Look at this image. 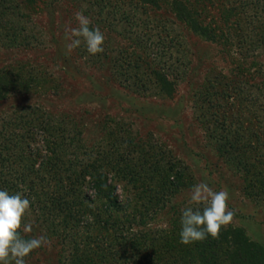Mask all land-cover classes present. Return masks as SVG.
Returning <instances> with one entry per match:
<instances>
[{
    "label": "rangeland",
    "instance_id": "374dc122",
    "mask_svg": "<svg viewBox=\"0 0 264 264\" xmlns=\"http://www.w3.org/2000/svg\"><path fill=\"white\" fill-rule=\"evenodd\" d=\"M174 1L0 0V87L9 89L0 126L33 106L66 116L70 130L48 134L46 143L36 134L37 143L22 147L29 155L57 151L62 179L52 186L68 196L57 224H70V236H62L31 208L33 231L22 234L46 236L51 245L26 264H201L195 243L179 237L181 209L201 182L229 193L235 217L225 229L243 230L264 248V0H245L246 7L243 0H184L209 38L177 19ZM77 11L103 32V53L89 55L82 44L67 54L65 29L77 26ZM231 84L252 99L243 113L223 107L237 119V135L216 123L225 102L217 96ZM238 135L241 148L249 139L256 145L248 170L220 154L219 142ZM102 173L117 203L96 189ZM175 178L179 187L171 186ZM236 251L223 242L213 259L235 264Z\"/></svg>",
    "mask_w": 264,
    "mask_h": 264
},
{
    "label": "trees",
    "instance_id": "16d2710c",
    "mask_svg": "<svg viewBox=\"0 0 264 264\" xmlns=\"http://www.w3.org/2000/svg\"><path fill=\"white\" fill-rule=\"evenodd\" d=\"M2 1H4V3L8 2V0ZM203 1L208 6H214L217 2V0ZM244 1L245 0H243L241 4L242 7H246L249 4V2ZM144 2L148 5L154 6L158 3V0H144ZM1 7L0 10L2 11ZM173 8L176 12L177 19L181 22L188 23L201 35H204L207 38L210 37L207 28L203 27L193 18L195 13L190 6H187L184 0H175ZM237 9L241 10V8L238 7L234 10L237 11ZM229 21L230 20H226L228 24ZM228 24H226V27H231V25ZM253 51H250V53ZM163 84L171 85L164 76ZM236 85L237 84L230 85L228 88L229 91H226L229 94L226 96H221L224 91L218 94L217 101L225 102H220L221 104L218 105L219 112H217V114L219 116L224 114V119H222V121L217 120L216 123L219 124V126L221 125L220 128H222L224 132L231 134L234 132L237 135V128L234 126L237 119H234V116H232L231 119L226 117L223 107L227 102V105H230L232 109H239L240 107V110L243 113V110L245 109L248 111L251 110V106L249 105L252 99L245 100V97L243 98V94L241 93V87H237ZM0 86H2L1 83ZM213 88H215V85ZM7 90L9 89L0 87V99L3 96L7 97V94H5L8 93ZM28 91L27 88L22 90V92L27 93ZM211 106L214 107V102L211 103ZM21 111L22 115L19 118L5 122V124L3 123V125L0 126V190H6L10 194L23 192L30 200L31 208H33L36 213H40L39 215L45 218V221L51 225L50 227L54 231L57 233L60 232L62 236L69 237L70 224L64 222L62 223V227L57 224L58 217L61 213H64L67 210L66 203L68 199V196L64 191L65 189L63 188L64 186L58 184H56L55 187L52 186L53 180H60L61 178L59 175L60 168L55 167L56 162H54V156H57V151L53 148V150H49V154L50 151H52L51 155H34V153L33 155H29L24 153L25 150L22 148L23 144L28 146L37 143L39 136L36 134H44V136H40L43 143H46L47 140L49 141L48 134H68L69 128L64 126L65 123H67V121H65L66 116L59 117L51 113H46L40 108L33 106H24ZM233 129L235 131H232ZM244 144L245 145L241 148L240 146H242V142L241 139H239V135L236 136L235 139L223 138L219 142V150L221 152L220 154L225 159L234 162L236 165L240 164L244 169L248 170V168H251V165H249L252 159L251 153L256 149V145L250 139L246 140ZM101 175L103 176L98 175L99 178L98 176H95L96 189H98L99 192L107 191L105 192V195L111 205L117 203L113 189L108 185V174L102 173ZM250 176L251 170L248 174L249 178ZM260 176H262V174ZM171 177H169L168 180H170ZM27 179L31 182L25 184L24 181ZM174 181L175 182L171 183V186L179 187L176 184V178ZM257 183L258 182H254L251 186L255 188V186L259 184ZM262 183L264 184V180H262ZM255 193V197L257 198L259 194L257 192ZM223 242L227 244L229 249L237 250L234 255L236 258L233 257V262L235 264H244V262L249 264H264V248L250 242L243 230H232L231 228L222 229L218 239H212L211 236H209L206 240L195 243L200 263L217 264L213 259V251L222 245ZM254 253L255 255H253ZM72 264H91V262L88 260H72Z\"/></svg>",
    "mask_w": 264,
    "mask_h": 264
},
{
    "label": "clouds",
    "instance_id": "9594fccd",
    "mask_svg": "<svg viewBox=\"0 0 264 264\" xmlns=\"http://www.w3.org/2000/svg\"><path fill=\"white\" fill-rule=\"evenodd\" d=\"M74 18L77 26L65 29L67 54L82 44L89 55L103 53L105 36L100 28L90 27L91 20L83 11H77ZM229 199L226 190L216 191L205 182L193 185L187 205L181 209L180 243L191 245L209 236L218 239L222 229L234 221L235 211L229 208ZM30 212L31 202L23 192L0 190V264H26L34 250L50 247L46 236L23 235L33 231L32 222L27 221Z\"/></svg>",
    "mask_w": 264,
    "mask_h": 264
}]
</instances>
